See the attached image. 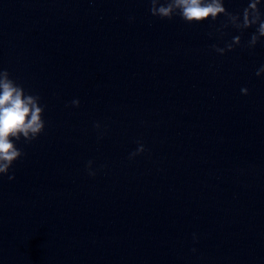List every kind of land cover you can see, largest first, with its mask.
<instances>
[{
    "label": "water",
    "instance_id": "obj_1",
    "mask_svg": "<svg viewBox=\"0 0 264 264\" xmlns=\"http://www.w3.org/2000/svg\"><path fill=\"white\" fill-rule=\"evenodd\" d=\"M150 7L0 0V70L46 123L0 176V264H264V39L221 56L256 27Z\"/></svg>",
    "mask_w": 264,
    "mask_h": 264
},
{
    "label": "clouds",
    "instance_id": "obj_2",
    "mask_svg": "<svg viewBox=\"0 0 264 264\" xmlns=\"http://www.w3.org/2000/svg\"><path fill=\"white\" fill-rule=\"evenodd\" d=\"M151 15L162 20H172L179 16L188 24L204 23L209 20L217 21L221 16L226 18L217 31L229 26L243 32L256 27V32L251 35L246 45H242L240 36L233 37L232 42L224 48L213 45L212 49L219 55H226L235 50L236 46H246L255 49L257 44L264 39V13L261 12L262 0H249L248 6L240 14L230 13L225 7V0H150ZM211 35V33L209 34ZM256 75L264 76V66ZM243 95H248L247 88H242ZM41 98L27 93L18 85L6 70H0V176H8L14 181L15 175H10L14 164L24 157L16 142L23 141L32 143L44 132L46 123L44 120L45 107L41 106ZM71 106L79 108L80 101L75 99ZM100 129V124L95 125ZM137 150L130 154V159L144 154L147 149L142 142L137 141ZM93 161L88 162V174L95 177Z\"/></svg>",
    "mask_w": 264,
    "mask_h": 264
}]
</instances>
